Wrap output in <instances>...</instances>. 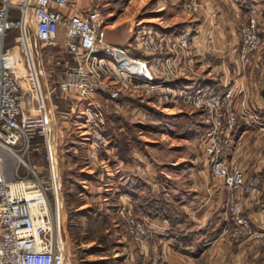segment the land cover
Returning a JSON list of instances; mask_svg holds the SVG:
<instances>
[{
    "label": "rangeland",
    "instance_id": "374dc122",
    "mask_svg": "<svg viewBox=\"0 0 264 264\" xmlns=\"http://www.w3.org/2000/svg\"><path fill=\"white\" fill-rule=\"evenodd\" d=\"M226 1L228 4L224 0H68L66 9L71 14L99 10L104 18L103 41L146 62L154 86L102 68L94 72L97 76L92 75L98 85L88 100L79 98L74 90L62 91L65 72L75 65L62 28H58L53 45L37 46L32 53L45 99L40 110L52 118L50 141L56 148L55 176L62 199L56 231L67 248L70 264H132L126 257L127 245L131 242L138 250L148 248L155 232L146 245L142 240L134 242L128 233L131 220L154 231L151 220L158 217L150 218L144 206L162 201L184 217L179 204L175 208L170 202L191 200L195 195V206L201 204L202 208L206 202L202 194L210 191L193 185L202 180L196 171L204 169L208 170L206 180L222 184V194L226 191L216 213L220 217L207 222L208 227L219 230L215 242L228 248L226 260L240 264L241 258L245 264H264V230L249 213L264 193V119H260L264 108V1L249 0L244 7L239 1L231 0L236 7ZM224 13L232 17L237 37L236 46L226 52L209 43L218 24L213 23L205 35L199 26L191 27L193 23L182 25L193 18L204 22L209 17L221 23ZM250 24L259 39L251 52L243 46L242 34ZM182 31H189L186 39H181ZM10 37L8 46L20 37L19 30H13ZM20 56L23 76L30 70L26 57ZM212 58H220L219 64H213ZM162 81L170 82L161 87ZM197 85L229 94V101L221 100L210 113L187 94ZM217 112L224 117L220 157L229 168L243 171L246 186L249 180L258 182L250 192L245 187L229 191L212 173L204 137ZM35 114L39 115V110ZM88 115L93 120L89 124ZM257 118L263 121L260 126ZM95 139L97 147L90 145ZM30 142L25 160L50 185L46 158L50 142L46 144L37 131L31 132ZM210 196L215 200L213 193ZM51 207L54 209L52 201ZM193 209L189 214L196 207ZM155 259L161 258L148 264Z\"/></svg>",
    "mask_w": 264,
    "mask_h": 264
},
{
    "label": "built area",
    "instance_id": "2783aa9c",
    "mask_svg": "<svg viewBox=\"0 0 264 264\" xmlns=\"http://www.w3.org/2000/svg\"><path fill=\"white\" fill-rule=\"evenodd\" d=\"M67 4L68 0H0V264H70L67 248L56 231L62 199L60 186L55 182L58 176L54 173L56 165L50 141L52 118L41 111V102L43 104L45 99L41 98L40 102L38 98L37 93L42 90L35 65L33 74L27 50L30 49L32 54L37 46L53 45L58 28H62L65 45L74 56L75 65L72 71L65 72V82L60 88L62 91L74 90L81 99L88 100L97 90L98 83L94 84L92 75L97 76L94 72L102 68H110L129 81L156 84L146 62L133 58L128 50H118L103 41L100 33L104 18L99 10L70 14L65 12ZM252 25L242 29L243 46L250 52L259 43ZM16 29L20 37L12 39L14 44L7 46L10 33ZM188 33L183 32L181 39H186ZM21 54L26 57L30 70L23 76H20ZM32 59L35 61L34 56ZM169 82L162 81L161 87ZM191 92L187 93L188 96L194 97L198 105L207 107L210 113L216 111L221 100L227 101L230 97L214 89L203 90L201 85ZM30 94L31 100H28ZM36 110L39 115L35 114ZM222 115L221 112L215 113L214 121L218 123L212 122L213 127L204 137L206 157L210 160L212 173L229 191L245 187L246 192H250L258 182L249 180L246 186L243 171L229 168L220 157ZM258 119L256 125L260 126L262 120ZM91 121L88 115L86 123ZM35 131L43 136L46 144L50 142L46 157L51 171L50 185L25 160L31 146V132ZM99 136L96 133V139H100ZM96 139L90 145L95 143L97 147ZM238 223L243 225L241 220ZM128 233L134 242L142 240L140 243L144 245L154 235V231L134 220L130 222ZM151 264L164 262L155 259Z\"/></svg>",
    "mask_w": 264,
    "mask_h": 264
},
{
    "label": "crops",
    "instance_id": "0c3cea01",
    "mask_svg": "<svg viewBox=\"0 0 264 264\" xmlns=\"http://www.w3.org/2000/svg\"><path fill=\"white\" fill-rule=\"evenodd\" d=\"M224 1L225 3L228 4L226 0ZM228 1L230 2V5H232V7L233 6L236 7V5H234L233 2H231V0ZM234 1H239L240 3L243 4V7L244 4L249 3L248 2L249 0L246 1L234 0ZM255 1L262 2L264 0H255ZM209 9L212 11L211 8ZM65 12L71 14V12L68 10H66ZM222 17H223V21L221 23L216 21L214 18L209 17L210 19L209 18L205 19L204 22H201L198 18L197 19L193 18L190 20V22L184 21L185 23H183L182 25L185 24L184 26L186 27L188 26L187 23H193L190 26L191 27L199 26L201 30V34L205 35L211 31L213 23L218 24L216 32L214 31L215 34L210 39L209 43L211 46H213V49H219L220 51L226 52L227 48L230 49L236 46L237 37L235 35L236 34L235 25L232 21H230V19L232 18L230 17V14L226 15V13H224ZM27 54L29 55L30 66L34 72L35 62L32 59V54L30 49L27 50ZM218 56L220 57V55ZM219 59L212 58L210 59V61L213 64L218 65L220 62ZM37 95L39 100L41 101L42 98L41 93L38 92ZM262 105L263 102H261V108ZM260 119H264V117ZM193 173H195V171H193ZM196 173L200 174L202 180H199V182H195L193 186L196 189H200L197 188L199 185L204 186L206 191H210L209 192L210 194H207L206 192L202 194V199L206 201L205 203L202 201L203 202L202 204H204L202 208L199 209L201 204L195 206L197 205V200L196 201L193 200V198L194 199L196 198L195 195L193 196V198H191V200H189L190 198L189 199L186 198L188 200L182 198L175 203L170 202V204L175 208H177L176 204H179L178 208L182 210V212L185 211L184 213L186 217L185 216L183 217L184 218V220L182 221L183 223L172 225L168 221L162 220L159 217L153 218L151 220L152 226L150 225L155 232V236H154L155 238L153 240L154 241L153 244L148 248H141L139 250L136 249L135 246L131 244V242L127 245L128 255H126V257L127 259H130L132 261V264L133 262L136 264H148L150 260L158 257L163 259L166 262V264H232V261L226 260L227 259L226 257H228V252H227L228 248L226 247V245L217 244V242H215L216 234L219 233V230H216V228L212 227V225L209 227L207 226L208 225L207 222L209 221V219H211L212 217L215 218L220 217L219 216L220 214L217 215L216 213H217V209L220 208V206H222V201L224 202L223 199H225L224 196L226 194V191L224 192V194H222L224 190L222 184H220L219 182L211 183L210 180H206L207 178L206 175H208V170L204 169L201 170V172L196 171ZM206 184L210 186L207 188V186H205ZM163 190L161 189V191ZM130 191H135V190H130ZM151 193L152 194L154 193L153 189H151ZM211 193L215 195V200L213 199L211 200L212 197L210 196ZM155 199L157 200V198ZM253 204L254 206L249 211V213L252 214V218L255 221V225L261 228L262 230H264V193L260 194V196L257 197L256 202ZM189 209L190 210L193 209L195 211L192 210L193 212H190L189 214L188 212L190 211ZM214 209L216 210L214 211ZM175 219H177V216L175 217ZM240 260H239L240 264H245V262L241 258Z\"/></svg>",
    "mask_w": 264,
    "mask_h": 264
},
{
    "label": "trees",
    "instance_id": "16d2710c",
    "mask_svg": "<svg viewBox=\"0 0 264 264\" xmlns=\"http://www.w3.org/2000/svg\"><path fill=\"white\" fill-rule=\"evenodd\" d=\"M8 46V45H7ZM264 116V108H263V111L262 113L260 114V117L262 118ZM144 210H146L149 215L150 218H153L155 216L159 217L160 219L162 220H166L168 221L170 224L172 225H175V224H178V223H183L182 221L184 219L183 216H182V213L181 215L179 216V213L177 210H173V208H168L166 205H164L162 203V201H157L155 203H153L152 205H150L149 207H142ZM177 212V213H175ZM178 217L176 220L175 217Z\"/></svg>",
    "mask_w": 264,
    "mask_h": 264
},
{
    "label": "bare ground",
    "instance_id": "6f19581e",
    "mask_svg": "<svg viewBox=\"0 0 264 264\" xmlns=\"http://www.w3.org/2000/svg\"><path fill=\"white\" fill-rule=\"evenodd\" d=\"M28 45V44H27ZM111 64V61L109 62ZM86 108H88V105L86 106ZM88 122V120H87ZM85 123V122H84ZM52 127V119H50V128ZM53 133V130L51 129V134ZM53 143V142H52ZM56 144V143H55ZM53 147V151H52V154H53V162L55 163L56 159H57V156H56V148L54 149V144L52 145ZM56 165V164H55ZM54 173L56 172V167L54 166ZM59 179V178H58ZM56 182V185L58 183V180L55 181Z\"/></svg>",
    "mask_w": 264,
    "mask_h": 264
}]
</instances>
